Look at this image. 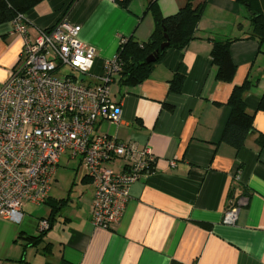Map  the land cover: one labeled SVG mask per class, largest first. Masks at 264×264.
Masks as SVG:
<instances>
[{"label": "crops", "instance_id": "obj_1", "mask_svg": "<svg viewBox=\"0 0 264 264\" xmlns=\"http://www.w3.org/2000/svg\"><path fill=\"white\" fill-rule=\"evenodd\" d=\"M149 2L131 0L124 9L114 0H43L22 20L30 38L61 19L79 26L78 40L95 50L92 74L99 76L122 38L147 41L154 27ZM184 3L157 0V7L167 17ZM249 33L247 12L236 0H205L195 37L184 49L166 51L132 89L113 83L111 99L120 107V119L99 121L96 133L148 148L152 172L129 186L120 220L108 229L91 223L93 186L83 172L85 186L74 199L49 195V202L64 203L37 246H25L18 236L38 235L47 203L27 213L32 205L26 204L11 219L0 218V264H264V146L259 149L256 142L264 135V112L257 110L264 91V45L245 38ZM232 38L237 39L228 51L236 71L232 82L224 83L215 79L210 50L213 41ZM21 46L13 24H1L0 85L18 64ZM176 75L183 77L178 93L170 91ZM245 80L255 83L244 94L255 133L235 151L220 137L230 92ZM110 166L118 171L123 163ZM55 182L54 175L51 186ZM240 199L235 224H223L230 203Z\"/></svg>", "mask_w": 264, "mask_h": 264}, {"label": "built area", "instance_id": "obj_2", "mask_svg": "<svg viewBox=\"0 0 264 264\" xmlns=\"http://www.w3.org/2000/svg\"><path fill=\"white\" fill-rule=\"evenodd\" d=\"M22 37L18 64L0 85V218L11 219L24 205L49 199L59 158L78 160L93 186L94 227L120 220L129 186L154 159L148 148L96 133L99 121L116 124L120 107L111 99L117 72L112 58L94 76L95 50L78 40L79 26L59 20L28 36L22 18L12 22ZM121 161V170L111 164ZM242 199L230 203L222 223L233 225ZM48 228L38 222V230Z\"/></svg>", "mask_w": 264, "mask_h": 264}, {"label": "trees", "instance_id": "obj_3", "mask_svg": "<svg viewBox=\"0 0 264 264\" xmlns=\"http://www.w3.org/2000/svg\"><path fill=\"white\" fill-rule=\"evenodd\" d=\"M43 0H0V25L12 23L35 7ZM120 7L126 9L131 0H114ZM247 12V21L250 33L245 37L253 39L259 46L264 45V15L258 0H236ZM205 0L185 3L173 15L163 17L157 7V0H150L146 11L153 20V30L146 42L139 43L133 37L122 38L114 59L117 72L114 83L118 88L132 89L148 78L154 65L159 62L166 51L170 49L182 50L195 37V31L200 20ZM237 38L224 41H213L210 50V60L215 68V79L220 82L230 83L233 80L236 67L233 64L228 47ZM166 44L164 48L160 46ZM154 57V62L148 63V57ZM183 77L176 75L170 81V91L180 92ZM255 83L245 80L240 86H234L227 99L229 116L222 131L220 142L225 143L235 151L244 146L246 139L255 133L253 128V114H249L244 106V94L254 87ZM257 110L264 112V91L259 98ZM259 149L264 146V135L258 134L256 139ZM153 162L141 173L146 175L152 172ZM83 180H88L83 178ZM89 181V180H88ZM49 213L44 218L48 228L40 231L37 236L19 234V239L25 246L35 247L41 243L43 236L56 220L55 216L61 209L64 200L48 201Z\"/></svg>", "mask_w": 264, "mask_h": 264}, {"label": "rangeland", "instance_id": "obj_4", "mask_svg": "<svg viewBox=\"0 0 264 264\" xmlns=\"http://www.w3.org/2000/svg\"><path fill=\"white\" fill-rule=\"evenodd\" d=\"M82 170L77 168L76 161L68 160L67 156H61L59 158L58 169L55 172L56 182L51 186V190L49 195L55 197H66L68 194L70 198H75L76 192H81L83 190V186L81 185ZM86 194H89L88 191H91L90 187H86ZM87 196L84 197L86 199ZM43 208V207H42ZM37 207L34 206H26L25 211L32 212L36 210ZM29 220L33 222V219L29 217Z\"/></svg>", "mask_w": 264, "mask_h": 264}, {"label": "water", "instance_id": "obj_5", "mask_svg": "<svg viewBox=\"0 0 264 264\" xmlns=\"http://www.w3.org/2000/svg\"><path fill=\"white\" fill-rule=\"evenodd\" d=\"M258 2H259V5H260L261 10L263 12V15H264V0H258ZM165 46H166V44H162L160 47L161 48H164ZM146 61L148 63H152V62H154V57L150 56V57L147 58Z\"/></svg>", "mask_w": 264, "mask_h": 264}]
</instances>
